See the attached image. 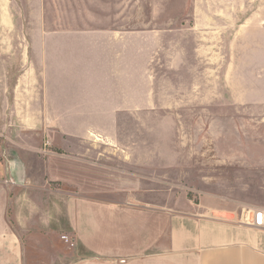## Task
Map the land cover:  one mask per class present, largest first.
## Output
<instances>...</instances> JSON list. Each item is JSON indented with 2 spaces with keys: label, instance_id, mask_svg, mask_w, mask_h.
I'll use <instances>...</instances> for the list:
<instances>
[{
  "label": "rangeland",
  "instance_id": "374dc122",
  "mask_svg": "<svg viewBox=\"0 0 264 264\" xmlns=\"http://www.w3.org/2000/svg\"><path fill=\"white\" fill-rule=\"evenodd\" d=\"M1 140L264 209V0H0Z\"/></svg>",
  "mask_w": 264,
  "mask_h": 264
},
{
  "label": "crops",
  "instance_id": "0c3cea01",
  "mask_svg": "<svg viewBox=\"0 0 264 264\" xmlns=\"http://www.w3.org/2000/svg\"><path fill=\"white\" fill-rule=\"evenodd\" d=\"M63 145L41 161L0 141V264H264V227L238 209L170 206L147 178ZM35 196H45L42 210ZM228 210L236 215L222 217Z\"/></svg>",
  "mask_w": 264,
  "mask_h": 264
},
{
  "label": "built area",
  "instance_id": "2783aa9c",
  "mask_svg": "<svg viewBox=\"0 0 264 264\" xmlns=\"http://www.w3.org/2000/svg\"><path fill=\"white\" fill-rule=\"evenodd\" d=\"M43 153H49V151L43 149ZM245 223L253 227L263 228L264 227V209H246L245 211ZM61 239L65 243H70L71 239L67 235H62Z\"/></svg>",
  "mask_w": 264,
  "mask_h": 264
},
{
  "label": "bare ground",
  "instance_id": "6f19581e",
  "mask_svg": "<svg viewBox=\"0 0 264 264\" xmlns=\"http://www.w3.org/2000/svg\"><path fill=\"white\" fill-rule=\"evenodd\" d=\"M97 139H98V138H97ZM251 209H252V208H251ZM251 209H250V210H251Z\"/></svg>",
  "mask_w": 264,
  "mask_h": 264
}]
</instances>
